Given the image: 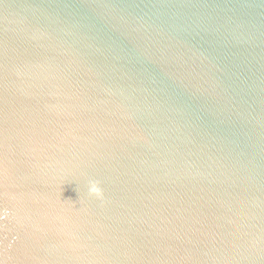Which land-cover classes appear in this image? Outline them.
Instances as JSON below:
<instances>
[{
    "label": "water",
    "instance_id": "obj_1",
    "mask_svg": "<svg viewBox=\"0 0 264 264\" xmlns=\"http://www.w3.org/2000/svg\"><path fill=\"white\" fill-rule=\"evenodd\" d=\"M0 264H264V0H0Z\"/></svg>",
    "mask_w": 264,
    "mask_h": 264
},
{
    "label": "clouds",
    "instance_id": "obj_2",
    "mask_svg": "<svg viewBox=\"0 0 264 264\" xmlns=\"http://www.w3.org/2000/svg\"><path fill=\"white\" fill-rule=\"evenodd\" d=\"M93 191H95V189H92Z\"/></svg>",
    "mask_w": 264,
    "mask_h": 264
}]
</instances>
